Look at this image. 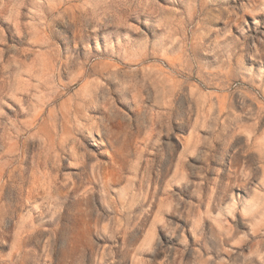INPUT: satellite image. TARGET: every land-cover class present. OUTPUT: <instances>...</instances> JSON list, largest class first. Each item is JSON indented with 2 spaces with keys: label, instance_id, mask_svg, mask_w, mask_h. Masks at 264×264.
<instances>
[{
  "label": "rangeland",
  "instance_id": "374dc122",
  "mask_svg": "<svg viewBox=\"0 0 264 264\" xmlns=\"http://www.w3.org/2000/svg\"><path fill=\"white\" fill-rule=\"evenodd\" d=\"M0 264H264V0H0Z\"/></svg>",
  "mask_w": 264,
  "mask_h": 264
},
{
  "label": "bare ground",
  "instance_id": "6f19581e",
  "mask_svg": "<svg viewBox=\"0 0 264 264\" xmlns=\"http://www.w3.org/2000/svg\"><path fill=\"white\" fill-rule=\"evenodd\" d=\"M85 72H86V71H84V74H85ZM56 99H58V98H56ZM56 99H54V101H53V102H55V101H56ZM123 169H124V168H123ZM118 171H119V170H118ZM120 173H121V172H120Z\"/></svg>",
  "mask_w": 264,
  "mask_h": 264
}]
</instances>
